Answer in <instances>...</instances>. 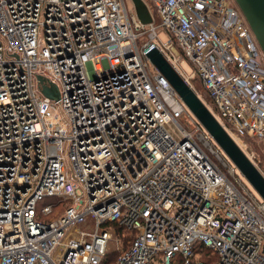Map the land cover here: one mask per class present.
Listing matches in <instances>:
<instances>
[{
  "label": "built area",
  "instance_id": "1",
  "mask_svg": "<svg viewBox=\"0 0 264 264\" xmlns=\"http://www.w3.org/2000/svg\"><path fill=\"white\" fill-rule=\"evenodd\" d=\"M148 2L0 0V264H264V200L146 56L255 162L264 51L235 0Z\"/></svg>",
  "mask_w": 264,
  "mask_h": 264
},
{
  "label": "water",
  "instance_id": "2",
  "mask_svg": "<svg viewBox=\"0 0 264 264\" xmlns=\"http://www.w3.org/2000/svg\"><path fill=\"white\" fill-rule=\"evenodd\" d=\"M132 1L139 20L143 24L150 23L152 17L145 1ZM235 1L247 19L262 51H264V0ZM146 56L157 71L167 79L191 114L211 135L260 198L264 200V172L230 136L195 89L183 78L159 48H152L147 52ZM38 79L42 83L44 95L57 97V88L55 86H47L41 76H38Z\"/></svg>",
  "mask_w": 264,
  "mask_h": 264
},
{
  "label": "trees",
  "instance_id": "3",
  "mask_svg": "<svg viewBox=\"0 0 264 264\" xmlns=\"http://www.w3.org/2000/svg\"><path fill=\"white\" fill-rule=\"evenodd\" d=\"M145 1V0H144ZM145 3L149 4L148 1H145ZM150 14L152 19L154 20V22H159V17L158 14L155 10V8H150ZM195 84H193L194 89L206 100V101H210V98L208 97V94L206 92V90L204 89L201 80L200 79H195ZM246 141L249 144V147L251 150L254 151L255 154V162L257 164V166L264 171V145H262V142H259L253 138H246ZM201 252L203 254V256H207L208 254V249L207 248H202Z\"/></svg>",
  "mask_w": 264,
  "mask_h": 264
},
{
  "label": "rangeland",
  "instance_id": "4",
  "mask_svg": "<svg viewBox=\"0 0 264 264\" xmlns=\"http://www.w3.org/2000/svg\"><path fill=\"white\" fill-rule=\"evenodd\" d=\"M125 1V5H126V7H127V9L129 10V11H132L133 13H135V15H136V12H135V7H134V4H133V1L132 0H124ZM145 1H148V0H145ZM139 19V18H138ZM160 36L163 38V39H166L167 37H166V35L162 32V31H160ZM183 67L185 68V70L186 71H191L192 70V68H191V66L188 64V63H184L183 64ZM195 81V80H194ZM193 84H195V82H193ZM188 112H190V111H188ZM191 113V112H190ZM193 116V115H192ZM179 120L183 123V124H186L187 123V121H188V118L185 116V114L183 113L181 116H180V118H179ZM238 170V169H237ZM238 174L240 173L239 171H236ZM242 180L248 185V187L250 188V190L258 197V198H260V196L258 195V193L251 187V185L246 181V179L243 177V175H242ZM52 201V198H45L44 199V203H50Z\"/></svg>",
  "mask_w": 264,
  "mask_h": 264
},
{
  "label": "crops",
  "instance_id": "5",
  "mask_svg": "<svg viewBox=\"0 0 264 264\" xmlns=\"http://www.w3.org/2000/svg\"><path fill=\"white\" fill-rule=\"evenodd\" d=\"M262 145H264V143H262Z\"/></svg>",
  "mask_w": 264,
  "mask_h": 264
}]
</instances>
